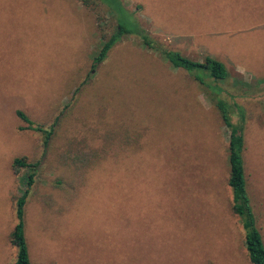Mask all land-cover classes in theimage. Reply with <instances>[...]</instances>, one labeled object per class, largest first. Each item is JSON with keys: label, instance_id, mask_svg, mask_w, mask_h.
<instances>
[{"label": "rangeland", "instance_id": "rangeland-1", "mask_svg": "<svg viewBox=\"0 0 264 264\" xmlns=\"http://www.w3.org/2000/svg\"><path fill=\"white\" fill-rule=\"evenodd\" d=\"M95 1L0 0V264L15 258L28 170L11 164L21 156L39 163L24 216L32 264H250L215 101L245 112L247 190L264 240V0H120L155 48L128 35L90 73L96 23L106 38L116 28ZM158 45L215 58L229 77L206 89ZM16 111L46 130L58 118L47 148ZM114 139L127 150L76 171L83 152Z\"/></svg>", "mask_w": 264, "mask_h": 264}, {"label": "trees", "instance_id": "trees-1", "mask_svg": "<svg viewBox=\"0 0 264 264\" xmlns=\"http://www.w3.org/2000/svg\"><path fill=\"white\" fill-rule=\"evenodd\" d=\"M82 5L90 7L96 5L95 0H78ZM103 3L109 12L116 19V28L113 33L106 38L105 25L96 23V28L99 32L100 39L103 41L99 52L94 56L91 62L92 71H96L98 66L106 59L108 52L117 45L124 37L128 35H136L141 39L142 45L145 48H155L154 42L149 34L138 27L130 25L125 20L127 11L120 0H98ZM121 14L118 17V14ZM124 15V16H123ZM99 21L100 15H96ZM106 38V39H105ZM156 49L162 53V56L171 64L173 68H178L186 71L200 85L206 89L212 86L210 83L223 82L228 79V71L224 64L215 58L206 56L203 62L194 61L180 53L169 51L161 46H156ZM89 75L87 76L88 80ZM86 80L82 82L85 84ZM217 87V86H216ZM219 88V87H218ZM217 89V88H216ZM78 90V89H77ZM212 100V99H211ZM214 100V99H213ZM212 102L214 103V101ZM215 106L218 108L219 115L223 125L230 131V139L228 144V164L229 175L227 185L232 194L231 212L238 218L244 232L243 245L246 251L247 259L250 264H264V240L261 231L257 225V220L251 199L247 190V180L245 175L243 147H244V123L245 112L236 102L232 105L226 104L225 101H215ZM232 108L236 110L239 118L237 123H232ZM16 116L27 125V129H32L41 132L44 135L43 145L47 148L51 136L54 134V126L58 123V118L49 130L40 126L33 127V122L22 111H16ZM24 128H21L23 130ZM129 138L127 137L126 140ZM128 145L120 140H113L112 144L103 146L100 149H91L83 152V157L76 166V171L83 172V168H90L101 160H105L110 156L118 155L120 152L126 151ZM39 167V163H29L24 156L14 158L11 164L13 174H18L22 169H27L28 174L24 177V191L15 200V219L16 223L10 232L9 240L15 248V258L12 264H32L27 240L25 238V206L29 197L30 191L35 184V177Z\"/></svg>", "mask_w": 264, "mask_h": 264}]
</instances>
